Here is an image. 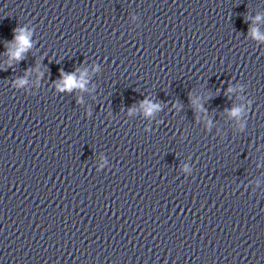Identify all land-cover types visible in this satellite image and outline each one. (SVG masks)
Here are the masks:
<instances>
[{
	"label": "clouds",
	"instance_id": "obj_1",
	"mask_svg": "<svg viewBox=\"0 0 264 264\" xmlns=\"http://www.w3.org/2000/svg\"><path fill=\"white\" fill-rule=\"evenodd\" d=\"M18 40H19V42H20L21 47H20L19 51L16 53V56H17V57H19L20 53H21L22 51H24V50H25V47L28 46V44H29V41H28L27 37L24 36V35L19 36V37H18ZM65 86H66L68 89H71V88L74 87V86L82 87L83 85H82V84L77 85L76 82H75L74 77L71 76V75H69V76L67 77V79H66V84H65ZM150 111H151V109H149V112H150Z\"/></svg>",
	"mask_w": 264,
	"mask_h": 264
}]
</instances>
